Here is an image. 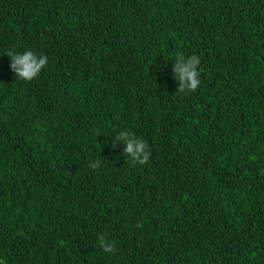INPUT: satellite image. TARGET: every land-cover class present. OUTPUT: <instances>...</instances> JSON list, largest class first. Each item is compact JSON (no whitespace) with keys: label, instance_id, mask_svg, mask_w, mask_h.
<instances>
[{"label":"trees","instance_id":"trees-1","mask_svg":"<svg viewBox=\"0 0 264 264\" xmlns=\"http://www.w3.org/2000/svg\"><path fill=\"white\" fill-rule=\"evenodd\" d=\"M0 264H264V0H0Z\"/></svg>","mask_w":264,"mask_h":264},{"label":"clouds","instance_id":"clouds-1","mask_svg":"<svg viewBox=\"0 0 264 264\" xmlns=\"http://www.w3.org/2000/svg\"><path fill=\"white\" fill-rule=\"evenodd\" d=\"M8 56L11 57V69L16 73V76L25 81H32L38 77L48 63V57L46 55H37L33 51L29 50L24 53L9 52ZM178 63L175 66V72L178 74L181 86L180 92L195 91L200 85V72L198 66L201 61L196 55L185 57L184 54L179 53L175 57ZM129 136L128 131H123L119 134L117 139H126ZM148 144L142 139H134L127 141V153L131 154L133 162H137L141 165L145 164L150 157V152L146 151ZM100 166L99 161L94 165V168ZM101 245L104 246V239L101 238ZM115 244H109L104 246V251L111 253L114 251Z\"/></svg>","mask_w":264,"mask_h":264}]
</instances>
